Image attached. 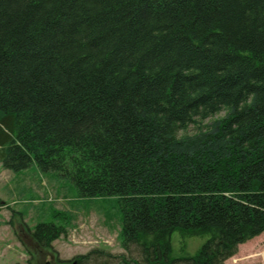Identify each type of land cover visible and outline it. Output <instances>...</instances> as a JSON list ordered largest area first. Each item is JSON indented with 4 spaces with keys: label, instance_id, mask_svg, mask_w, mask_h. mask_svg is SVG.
Returning <instances> with one entry per match:
<instances>
[{
    "label": "trees",
    "instance_id": "trees-1",
    "mask_svg": "<svg viewBox=\"0 0 264 264\" xmlns=\"http://www.w3.org/2000/svg\"><path fill=\"white\" fill-rule=\"evenodd\" d=\"M32 162L123 213V254L58 263L225 264L264 233V0H0V168Z\"/></svg>",
    "mask_w": 264,
    "mask_h": 264
},
{
    "label": "rangeland",
    "instance_id": "rangeland-1",
    "mask_svg": "<svg viewBox=\"0 0 264 264\" xmlns=\"http://www.w3.org/2000/svg\"><path fill=\"white\" fill-rule=\"evenodd\" d=\"M224 115L221 112L201 124L209 125ZM195 132L196 126L189 125L180 135L191 136ZM0 201L5 205L0 207V264H28L29 260L32 264H45L52 255L72 261L95 249L123 254L119 238L123 213L116 198H82L69 180L54 173H41L34 162L20 172L0 168ZM42 223L67 230L65 236L52 243L56 254L36 246L28 235V230ZM206 240L207 236L181 238L174 234L172 257L193 258ZM136 259L135 254L132 260ZM225 264H264V234L240 245Z\"/></svg>",
    "mask_w": 264,
    "mask_h": 264
},
{
    "label": "water",
    "instance_id": "water-1",
    "mask_svg": "<svg viewBox=\"0 0 264 264\" xmlns=\"http://www.w3.org/2000/svg\"><path fill=\"white\" fill-rule=\"evenodd\" d=\"M46 264H51V263H46ZM72 264H75V262H74V263H72Z\"/></svg>",
    "mask_w": 264,
    "mask_h": 264
},
{
    "label": "flooded vegetation",
    "instance_id": "flooded-vegetation-1",
    "mask_svg": "<svg viewBox=\"0 0 264 264\" xmlns=\"http://www.w3.org/2000/svg\"><path fill=\"white\" fill-rule=\"evenodd\" d=\"M54 264V263H53Z\"/></svg>",
    "mask_w": 264,
    "mask_h": 264
}]
</instances>
